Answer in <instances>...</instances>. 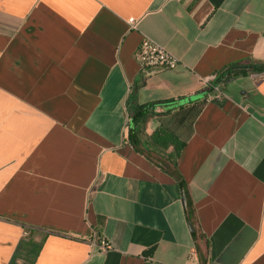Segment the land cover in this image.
<instances>
[{
    "label": "crops",
    "instance_id": "obj_1",
    "mask_svg": "<svg viewBox=\"0 0 264 264\" xmlns=\"http://www.w3.org/2000/svg\"><path fill=\"white\" fill-rule=\"evenodd\" d=\"M254 62L264 0H0V264H264Z\"/></svg>",
    "mask_w": 264,
    "mask_h": 264
},
{
    "label": "built area",
    "instance_id": "obj_2",
    "mask_svg": "<svg viewBox=\"0 0 264 264\" xmlns=\"http://www.w3.org/2000/svg\"><path fill=\"white\" fill-rule=\"evenodd\" d=\"M128 23L132 29L137 27V21L134 19L129 20ZM136 58L141 70L143 71H172L177 69L180 65L178 58L149 38L143 39L138 49ZM218 91L219 88H215V92L218 93ZM99 248L102 252H105L109 250L111 246L108 242L101 241Z\"/></svg>",
    "mask_w": 264,
    "mask_h": 264
},
{
    "label": "trees",
    "instance_id": "obj_3",
    "mask_svg": "<svg viewBox=\"0 0 264 264\" xmlns=\"http://www.w3.org/2000/svg\"><path fill=\"white\" fill-rule=\"evenodd\" d=\"M262 72H264V62H254L251 65L233 64L218 73L212 83L213 86L220 87L223 83L231 81L238 77L247 76L249 74H259ZM144 107L135 108V111L142 110ZM178 154L179 151H177L176 148V155Z\"/></svg>",
    "mask_w": 264,
    "mask_h": 264
}]
</instances>
